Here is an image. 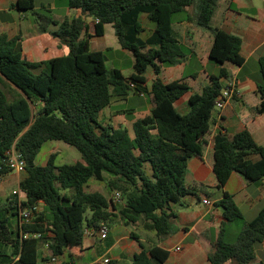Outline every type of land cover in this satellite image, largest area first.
Returning <instances> with one entry per match:
<instances>
[{"label":"trees","instance_id":"16d2710c","mask_svg":"<svg viewBox=\"0 0 264 264\" xmlns=\"http://www.w3.org/2000/svg\"><path fill=\"white\" fill-rule=\"evenodd\" d=\"M219 0H68L83 16L58 22L51 10L38 12L35 24L40 33L50 31L69 47L68 54L49 60H28L21 46L22 37L0 34V177L12 173L6 164L7 152L15 146L26 161L20 189L26 198L21 208L42 204L31 223L19 232L12 227L8 213L19 215L17 197L0 200V264H57L53 257L67 255L71 264L83 257L86 231L101 237L103 225L120 217L126 225L146 220L145 228L159 236L176 230L175 215L167 212L172 203L197 188L186 185L189 160L203 158L214 126L216 98L230 79L227 64L244 66L242 39L212 27ZM22 11H34L35 0H19ZM156 23L147 39L141 14ZM86 18L97 20L95 34H86ZM212 32L210 59L220 66L210 84L189 99L190 112L182 115L175 102L192 88L185 81L164 83L163 67L181 64L190 54L174 29L183 22ZM112 25L119 44L135 57V72L126 77L119 69L106 65L107 52L93 51L91 40L104 35ZM262 80H253L261 97L259 113H264V55L259 58ZM152 68L155 79L147 85L146 73ZM131 83L134 87H131ZM129 91L147 96L152 104L150 116L134 123L132 138L125 127L103 126L101 112L114 96L126 97ZM35 108V112L33 110ZM49 141H61L82 155L73 164L57 165V154L41 166L37 158ZM216 189L222 190L233 172L247 182L264 178V146L250 131L229 135L222 129L214 140ZM260 156L253 161L252 156ZM151 166V174L146 170ZM108 173L109 178L104 174ZM91 179L105 181L110 193L122 196L121 208L98 191H89ZM223 222L209 254L211 264L256 263L257 246L264 242V208L247 221L234 196L223 192L218 203ZM117 212V213H116ZM41 234L24 238L23 234ZM106 239V238H105ZM104 240V239H103ZM48 243L50 257L41 248ZM170 253L161 247L144 249L135 264H164Z\"/></svg>","mask_w":264,"mask_h":264},{"label":"crops","instance_id":"0c3cea01","mask_svg":"<svg viewBox=\"0 0 264 264\" xmlns=\"http://www.w3.org/2000/svg\"><path fill=\"white\" fill-rule=\"evenodd\" d=\"M19 0H0V34L9 37L21 36V46L25 57L32 62H40L55 57H61L69 52V47L61 38L55 37L52 32L59 30V25H52L47 33H40L35 24L36 14L45 9L51 10L56 21L62 22L66 18L82 17L81 10H73L68 6V0H35L34 11H22L18 8ZM140 21L143 24L144 32L141 35L147 40L155 31L156 23L148 18L146 13L141 14ZM87 29L85 33L94 35L96 20L86 18ZM212 27L224 30L242 39V55L246 62L239 67L227 64L225 67L230 72V79L225 80L236 86L238 95L235 96L229 105L220 113V117H214V126L210 132V144L205 151L204 157H193L189 160L186 174V185L189 188H197V195H187L178 203H172L167 212L175 215L174 225L176 230L172 234L159 236L157 231L145 228L146 220L141 218L137 224L126 225L118 216L109 223V234L106 239L99 235H93L90 230L85 237L83 246V257L76 264H100L104 259L110 260L109 264H135V256L144 249L148 250L154 246L161 247L170 253L169 259L164 264H211L209 254L213 249V242L216 239L222 222L223 209L218 203L223 198V192H228L242 211L247 221L256 218L261 209L264 208V178L257 182H247L238 172H233L222 190L216 189L219 182L214 173V138L222 129L229 135L248 130L256 142L264 146V113H259L261 97L253 85L257 80L254 73H247L244 77L240 74L247 68L250 62L259 66V58L264 55V0H219L218 7L212 19ZM174 29L181 41V44L191 50L189 55L181 64L173 67H163L160 78L168 84L174 81H185L192 88V91L175 102L176 110L182 114L190 112L189 99L193 93H201L205 86L210 84V77L216 75L207 71L211 63L210 50L213 45L214 36L209 30H205L193 23L183 22L174 25ZM113 36L115 30L112 25L105 26L104 35L94 37L91 40L93 51L113 52L117 58H125L128 67H118L115 61L111 68L119 69L128 77L132 75L135 64V57L132 52L121 47L116 37V45H108L106 37ZM95 41L97 49H93ZM108 63V57L106 65ZM220 70V66L218 67ZM260 72V67H259ZM147 85L150 88L155 74L152 68L146 73ZM152 104L147 96L129 91L126 97L114 96L111 104L100 114L99 122L103 126L114 128L125 127L131 137L135 136L134 123L150 116ZM61 141H49L46 148L41 150L37 163L45 166L52 154H57V160L65 161L73 156V163L79 160L82 155L77 154L67 144ZM67 145V146H66ZM76 149V148H75ZM253 161H259L260 156H252ZM71 163V164H73ZM151 174V171H148ZM18 175V174H17ZM7 176V175H6ZM0 177V200L6 203L10 198L3 196V181L6 178ZM21 176V175H19ZM109 178L108 173L104 174ZM23 178H19V182ZM95 185L97 187H95ZM99 188H105L99 190ZM89 191H98L108 196L110 193L105 181L91 179L87 184ZM210 200L211 205L204 204V200ZM122 203L117 204L121 208ZM117 213V212H116ZM12 227L19 232L22 228L20 216L11 210L8 213ZM41 248L43 257H50L48 249ZM46 248V247H45ZM180 248V250H178ZM256 263L264 264V242L256 249ZM57 264H71L69 257L57 258ZM227 264H237L229 262Z\"/></svg>","mask_w":264,"mask_h":264},{"label":"built area","instance_id":"2783aa9c","mask_svg":"<svg viewBox=\"0 0 264 264\" xmlns=\"http://www.w3.org/2000/svg\"><path fill=\"white\" fill-rule=\"evenodd\" d=\"M96 22H98V21L96 20ZM131 87H134V84L131 83ZM237 95H238V91L236 89V86H234L231 83H228L226 85V87L222 90L221 94L215 100V106H214V110H213V118L216 115H218V117H220V113L226 109V107L229 105L231 100ZM6 164L12 173H15L18 175H23L26 173V161L24 160L22 154L15 148V146L12 147V149L7 152ZM12 197H17L18 204L20 207L19 216H20V220L22 222V226L24 224L31 223L35 217V213L40 212L42 209L41 203L35 204L34 206L29 207V208H21L22 202L25 200L26 196L22 192V190L20 189V182H19V188L13 190V192L11 194V198ZM110 198L113 200V202L115 204L122 203V196L119 192H114ZM203 202L206 205L212 204V202L208 199L204 200ZM89 233H90V230H87L85 233L86 236L89 235ZM108 234H109V227L107 225H103L101 228L102 239L107 238ZM23 236H24V238H27L30 236L40 238L41 234H34L33 235V234L27 233V234H23ZM44 246L47 249L49 247L48 243H46ZM178 250H180V248H178ZM52 262L56 263L57 257H53ZM109 262H110V260L104 259V261L101 262L100 264H109Z\"/></svg>","mask_w":264,"mask_h":264},{"label":"rangeland","instance_id":"374dc122","mask_svg":"<svg viewBox=\"0 0 264 264\" xmlns=\"http://www.w3.org/2000/svg\"><path fill=\"white\" fill-rule=\"evenodd\" d=\"M106 43L108 45H116L117 41H116V37H115V34H113V36H111L110 34L108 35V37H106ZM98 41H95L94 44H93V49H97L98 46H96V43ZM108 56V63H107V66L109 68H111V65H112V62L115 61V65L118 66V67H128V63H127V60L125 58H117L113 52H109L107 54ZM219 65L217 63H215L214 61H211L210 65L207 67V71L209 72H214L215 74H218L219 73V69H218ZM256 66L253 64V62H250L247 66V68L240 74V77H244L245 74L247 73H254V77L257 79V80H262V77H261V74L259 72V66L257 64V72H256ZM224 84H226L224 82ZM33 110L34 112L36 111L35 108L33 107ZM61 144H65V143H61ZM67 146V145H66ZM69 146V145H68ZM46 148V145L43 149V151L45 150ZM70 148L72 150H74V152H76L77 154H79V151L77 149H75L74 147H71ZM73 156L69 157V158H66V160L63 162L61 160H57L56 164L57 165H64V164H71L73 163ZM146 170L147 171H151V166L149 164H146ZM25 174L19 176L15 173H9L6 178L4 179L3 181V191H2V195L3 196H9L12 194L13 190L15 189H18L19 188V178H24ZM95 187H97L95 185ZM99 190H104L105 191V188H99ZM15 229V227H13ZM44 250L46 251L47 248L44 247Z\"/></svg>","mask_w":264,"mask_h":264}]
</instances>
